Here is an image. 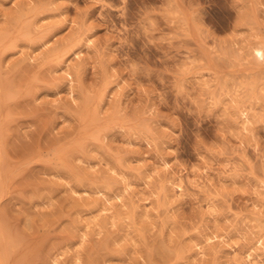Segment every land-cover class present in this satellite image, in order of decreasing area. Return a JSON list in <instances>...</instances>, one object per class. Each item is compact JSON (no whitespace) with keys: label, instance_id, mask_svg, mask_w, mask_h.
Masks as SVG:
<instances>
[{"label":"rangeland","instance_id":"1","mask_svg":"<svg viewBox=\"0 0 264 264\" xmlns=\"http://www.w3.org/2000/svg\"><path fill=\"white\" fill-rule=\"evenodd\" d=\"M0 264H264V0H0Z\"/></svg>","mask_w":264,"mask_h":264},{"label":"bare ground","instance_id":"2","mask_svg":"<svg viewBox=\"0 0 264 264\" xmlns=\"http://www.w3.org/2000/svg\"><path fill=\"white\" fill-rule=\"evenodd\" d=\"M256 51H257V53H261L260 48H257ZM72 76H73V75H72ZM101 98H102V97H101ZM244 123H245V122H244ZM56 175H57V174H56ZM67 183H68V182H67ZM67 189H69V188H67ZM69 190H72V189H69ZM69 190H68V191H69ZM107 209H108V208H107ZM103 210H104V209H103ZM144 211H145V210H144ZM146 213H147V211H146ZM112 214H113V213H112ZM92 215H93V214H92ZM92 215H91V216H92ZM96 216H98V215H96ZM91 218H92V217H91ZM112 218H113V217H112ZM111 221H113V219H112ZM89 223H90V222H89ZM111 223H112V222H111ZM96 226H98V225H96ZM97 231H98V230H97ZM97 233H98V232H97ZM82 235H83V234H82ZM258 238H259V237H258ZM80 241H81V240H80ZM185 248H186V247H185ZM52 260H53V259H52Z\"/></svg>","mask_w":264,"mask_h":264}]
</instances>
